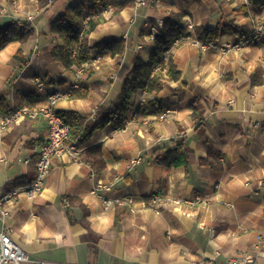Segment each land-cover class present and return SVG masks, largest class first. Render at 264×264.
Here are the masks:
<instances>
[{"label":"crops","instance_id":"1","mask_svg":"<svg viewBox=\"0 0 264 264\" xmlns=\"http://www.w3.org/2000/svg\"><path fill=\"white\" fill-rule=\"evenodd\" d=\"M78 1L49 0L39 8L36 0H0V23L28 19L36 33L0 49V93L11 109L45 103L55 88L71 93L84 86L82 96H62L55 108L86 115V122L96 125L99 106L116 107L123 84L119 69L131 67L135 56L148 59L158 20L168 12L181 13L184 34L197 40V27L214 29L221 19L250 31L255 15L264 22V8H241L246 0H147L146 5L128 0L114 13L102 7L92 15L100 22L87 35L89 45L107 37L123 39L124 51L111 55L91 49L81 67L68 70L45 61L43 48L55 42L50 22ZM248 37L221 34L207 48L190 40L171 48L180 76L155 94L163 110H170L167 116L133 114L121 128L96 127L77 144L83 149L78 160L52 158L43 188L33 198L22 189L36 173L45 119L0 125V197L18 190L3 204L13 209L4 222L0 218V230L28 252L29 260L21 264L37 259L48 264H229L244 256L252 261L240 264H264V241L257 239L264 234V82L251 85V79L264 78V35L246 42ZM235 43L241 45L234 48ZM19 48L23 64L12 58ZM35 76L43 79V91L36 89ZM153 97L137 91L132 112ZM177 136L186 138L187 166L157 160ZM90 147H99L104 162L99 171L90 163ZM135 157L142 160L129 167ZM16 179L26 183L16 186ZM98 179L111 185L106 196L130 197L134 211L117 202L104 209L101 193L90 192ZM153 194L198 201H162L155 209Z\"/></svg>","mask_w":264,"mask_h":264},{"label":"trees","instance_id":"2","mask_svg":"<svg viewBox=\"0 0 264 264\" xmlns=\"http://www.w3.org/2000/svg\"><path fill=\"white\" fill-rule=\"evenodd\" d=\"M247 4L241 8L246 11L248 6L264 8V0H246ZM49 0H36V6L41 8ZM129 4L128 0H79L74 6L64 8L57 18L50 22L49 30L55 40L54 43L43 48V58L45 61H56L61 63L65 69L71 70L75 67H81L87 59V54L91 49H98V53L109 52L111 55L121 54L125 49V41L114 37H107L103 40L89 45L87 35L100 22V17L93 18L92 15L101 11V8L110 5L113 13ZM182 14L174 11L168 12L159 29L152 38V48L146 61L134 57L131 67L123 65L118 74L123 80L120 92L117 94L116 107L109 110L99 106L97 114L101 120L96 125H90L86 122V115H80L72 110L57 111L63 120L69 124V141L81 144L88 139L96 127L112 123L115 127L121 128L127 120L134 114L144 117L148 114H157L164 109L162 101L155 97V94L166 87L170 81H175L180 76V71L169 57L164 65L160 57L165 50L172 46L175 39L184 35V27L181 25ZM264 24V23H263ZM252 33L245 25L235 26L231 21L221 19L216 28L208 29L204 27L196 28V36L203 43L215 42L221 34H232L244 40ZM35 29L28 19H11L0 23V49L10 41L26 42L35 36ZM13 61L23 64L25 62L22 56V49H18L13 55ZM161 68L156 69V67ZM166 67L163 70L162 67ZM264 82L262 79H251V85ZM84 86L72 88L70 97L82 96L79 89ZM137 91H144L153 94L154 97L141 103L134 112L131 110V97ZM12 109L8 106L6 95L0 93V114H9ZM195 116V114L193 113ZM197 124V128H198ZM169 147L164 151V156L157 160L167 165L187 166L189 162L188 146L186 138L177 136L168 141ZM87 155L93 154L91 165L99 171L104 162L100 157L99 147H90L87 149ZM201 162L204 159L200 160ZM15 185H22L26 182L22 179H16Z\"/></svg>","mask_w":264,"mask_h":264},{"label":"built area","instance_id":"3","mask_svg":"<svg viewBox=\"0 0 264 264\" xmlns=\"http://www.w3.org/2000/svg\"><path fill=\"white\" fill-rule=\"evenodd\" d=\"M135 5H146L148 4L147 0H133ZM158 1V0H156ZM110 5H107L103 8L105 11L109 8ZM163 19L158 20V25L161 26ZM186 29H191L192 25L188 23ZM264 35V24L256 23L252 28V33L249 35L246 42L252 41L255 38ZM190 40L193 44H199L202 48H207L212 43H202L196 38H191L188 34H184L182 37L177 38L172 43V47L178 45L179 43ZM240 43H235L232 47H239ZM169 50L164 51L160 60L162 64H166L169 60ZM161 68V66L156 67V69ZM163 70H166V67H162ZM33 82L38 91H43L45 89L44 81L41 77H33ZM70 92H62L59 88H55L51 91H48L46 95V102L42 104L28 105L21 104L17 108H14L10 111L9 114H0V125L4 126L10 123H19L25 118H35L42 116L46 122V134L43 143L41 144L37 157L35 160V176L28 185H26L22 190L28 198L35 197L43 188L45 177L50 168L51 160L54 156L60 157L66 155L73 160H78L82 154L83 149L78 146L74 141H68V133L70 130L69 124H67L63 118L57 112L55 106L58 99L62 96H69ZM170 110L166 109L161 111L156 115V118L159 120L164 119ZM142 160L140 157L131 158L128 161V166L131 167ZM111 189V185L108 182H105L101 179L95 181L94 186L91 188L90 192L92 194H99L101 199L102 206L104 209L109 208L114 202L120 204H127L129 210L134 211L132 207V199L130 197L116 198L112 199L106 196L105 192ZM18 194V190H15L7 195L0 197V218L4 222L5 218L9 215L13 208L10 206L5 208L3 206L4 202H11V197ZM162 201H169L174 204L181 203H193L198 201V197L194 200L186 198H163L159 194H153L150 197V202L153 204L154 208L157 209L159 203ZM258 242L261 243L264 241V234H259L257 236ZM29 260L28 252L21 247L16 241H14L9 232L0 230V264H21L22 262ZM252 261L250 256H244L242 259H233L229 264H240V262H249ZM35 264H48L44 260H34Z\"/></svg>","mask_w":264,"mask_h":264},{"label":"rangeland","instance_id":"4","mask_svg":"<svg viewBox=\"0 0 264 264\" xmlns=\"http://www.w3.org/2000/svg\"><path fill=\"white\" fill-rule=\"evenodd\" d=\"M244 1V0H243ZM111 7V6H110ZM253 19H254V24H256V23H264L263 21H262V19L263 18H261V16L260 15H255L254 17H253ZM180 44V43H179ZM178 44V45H179ZM177 45H175L174 47H176ZM171 48H173L172 46L169 48V49H171ZM202 48V47H201ZM169 53H170V50H169ZM169 57H170V55H169ZM171 58V57H170Z\"/></svg>","mask_w":264,"mask_h":264}]
</instances>
